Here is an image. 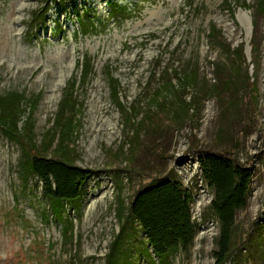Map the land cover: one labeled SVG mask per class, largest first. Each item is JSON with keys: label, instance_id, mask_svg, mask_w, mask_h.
Masks as SVG:
<instances>
[{"label": "rangeland", "instance_id": "374dc122", "mask_svg": "<svg viewBox=\"0 0 264 264\" xmlns=\"http://www.w3.org/2000/svg\"><path fill=\"white\" fill-rule=\"evenodd\" d=\"M111 1L135 6L137 13L105 31L73 35L74 10L106 16ZM242 1L247 5L239 6ZM45 4L0 0V95H39L32 116L39 141L52 126L66 83L79 74L77 60L94 59L95 72L81 90L74 159L92 174L79 206L67 208L74 234L69 240L45 215L37 179L21 174L18 146L0 132V264H104L121 228H127L120 239L132 260L153 264L140 226L121 217L134 193L159 178L178 182L192 197L195 236L189 250L172 257L173 264H214L219 223L196 154L205 147L230 151L252 171L246 206L235 213L226 264H264V9H257L256 0H195L192 7L188 0H64L52 5L44 25L29 29L32 13ZM230 4L238 7L231 11ZM211 24L232 47L243 44L256 92H215L202 104L193 103L194 92H188L185 110L174 92H166L158 100L166 108L148 124L142 116L153 104L149 77L158 60L162 66L171 56L196 68L200 83L210 85L219 84L217 71L228 72L229 61L208 41ZM252 41L258 47L255 68ZM108 74L120 80L130 114L114 102Z\"/></svg>", "mask_w": 264, "mask_h": 264}, {"label": "trees", "instance_id": "16d2710c", "mask_svg": "<svg viewBox=\"0 0 264 264\" xmlns=\"http://www.w3.org/2000/svg\"><path fill=\"white\" fill-rule=\"evenodd\" d=\"M61 1L64 0H46L44 7L32 13L29 29L44 25L47 12L54 3ZM194 1L188 0V6L192 7ZM245 5V1L239 4ZM236 6L230 4V10ZM256 7L262 11L264 0H256ZM107 8L106 16H97L86 8L74 10L76 29L73 35L79 37L105 31L111 23L132 18L137 13L135 6L130 8L126 4L112 1L107 2ZM207 38L229 61L228 72L217 71L216 80L219 84L210 85L204 80L200 83L196 68L183 66L171 56L162 66L161 60H158L149 77L155 85L152 89L153 104L142 116L148 124L154 122L158 109L166 108L158 102L166 92L175 93L182 110L189 105L185 100L188 92H194L193 103L196 104H202L206 97L216 95L215 92H240V89L256 92L254 77L248 75L249 64L244 57L243 44L232 47L214 24L209 26ZM250 49L255 68L258 47L253 41ZM77 69L78 76L71 77L66 83L52 126L44 131L39 141H36L32 117L39 95L28 99L17 92L0 95V132L18 146L21 152V174L25 179H37L42 196L47 202L45 215L60 225L63 236L69 240H73L74 234L73 221L67 216V208L75 210L79 206L83 184L92 174V171L75 165L74 159L77 155L75 139L83 110L81 90L95 72L94 59L82 55L77 60ZM107 79L118 109L130 114L133 107L123 96L120 80L110 74ZM145 85L143 91L146 89ZM201 95L204 97L200 99ZM176 113L179 112L176 110ZM196 154L202 176L213 190L210 210L219 223L217 249L213 252L214 264H226L233 243L235 213L246 206L252 171L249 164L239 163L227 150L205 147L197 150ZM191 200L189 191L183 190L178 182L169 178L154 179L140 187L132 196L121 219L124 223H137L140 226L150 248L147 250V257L151 263L173 264V256L192 246L195 226L190 211ZM126 229L121 228L111 242L104 264H136L131 255L126 253L124 241L120 239ZM46 249L45 253L49 251V244Z\"/></svg>", "mask_w": 264, "mask_h": 264}]
</instances>
